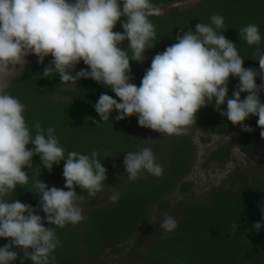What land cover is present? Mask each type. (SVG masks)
I'll return each mask as SVG.
<instances>
[{
    "label": "clouds",
    "instance_id": "9594fccd",
    "mask_svg": "<svg viewBox=\"0 0 264 264\" xmlns=\"http://www.w3.org/2000/svg\"><path fill=\"white\" fill-rule=\"evenodd\" d=\"M153 11L151 0H0V80L27 64L29 55L38 57L41 65L51 56L40 78L58 74L60 83L72 87L82 78L92 79L119 98L100 94L93 107L103 122L110 120L115 110L117 121L135 115L140 127L178 136L196 124L199 110L214 100L219 114L242 131H254L244 122L258 117L264 138V102L260 98L264 92V50L259 47V27L248 24L239 32L249 45H257L254 55L259 71L243 66L237 45L221 31L224 18L213 14L210 23L196 24L195 29L177 35L174 44L155 54L137 86L131 83L130 61L142 64L147 59L146 50L153 48L151 42L157 39L149 19ZM117 22H121L122 33L113 30ZM125 41L127 47L122 48ZM81 61L87 67L77 71ZM258 76L262 81L259 85ZM230 77L239 80L231 97ZM241 93H247L244 99ZM225 103L227 110L222 111ZM24 112L25 105L0 87V238L9 240L0 246V264H13L20 252V264L25 260L50 264V257L55 259L52 253L62 246L56 228L87 219L80 205L83 195H77L76 187L94 196L103 190L107 169L97 150L90 155L70 151L65 157L55 129H44L38 121L29 127ZM88 119L95 123L94 118ZM29 144L34 148L29 149ZM34 156L40 157L49 172L64 161V188L49 187L39 178L32 182L31 192L39 196L37 208L6 199L17 186L29 183L25 169L33 168ZM108 157L111 153L105 152L104 158ZM123 163L130 182L144 179V172L160 177L164 171L150 147L127 152ZM109 199L118 202L119 193ZM45 221L55 227H45ZM177 226L171 216L160 225L165 233ZM238 227L239 223H234L232 231ZM253 228L259 232L264 224L255 222Z\"/></svg>",
    "mask_w": 264,
    "mask_h": 264
},
{
    "label": "trees",
    "instance_id": "16d2710c",
    "mask_svg": "<svg viewBox=\"0 0 264 264\" xmlns=\"http://www.w3.org/2000/svg\"><path fill=\"white\" fill-rule=\"evenodd\" d=\"M176 1L179 0H151V3L157 6ZM213 14L224 18V29L221 31L237 45L244 59L243 66L259 71V62L254 55L257 45H249L239 32L248 24H256L262 37L259 47L264 50V0H198L185 9H172L166 15L153 13L149 17L155 26L157 39L151 42L153 48L145 52L146 63L130 61L134 77L131 83L139 86L155 54L174 44L177 35H183L190 28L195 29L196 24L210 23ZM113 30L122 33L121 22H117ZM127 43L125 41L121 47L126 48ZM37 61L25 64L23 73L4 88L5 93L25 105L24 116L29 127L38 121L44 129H55V135L65 149V157L70 151L90 155L92 150H97L102 165L107 169L108 179L103 190L111 195L119 193L116 203L97 207L81 205L87 219L75 226L69 223L63 228H56L62 246L52 253L55 259L50 257V264H95L105 246L125 239L150 219L154 204L160 210H167L168 205L162 199L188 173L194 156L193 141L185 133L170 136L164 145L166 156L157 162L164 170L163 175L156 177L144 172V179L130 182L123 162L127 152L141 150L145 134L137 117L133 115L117 121L115 116L118 113L114 110L110 120L103 122L93 105L101 93L119 100L109 88L83 78L77 82V87H72L71 84L60 83L58 74L40 78L43 68L50 62L44 60L41 65ZM86 67L81 61L77 71ZM238 83V78L230 77L229 97ZM256 83H262L259 76ZM50 94L64 96L68 100L54 101L49 98ZM246 95L241 93V99ZM260 98L264 102V92L260 93ZM214 102L199 110L197 123L191 125V129L201 127L206 132L216 133L232 124L226 116L219 114ZM221 110H227L226 103ZM89 117L94 118L95 123ZM257 120L258 117L252 116L244 122L254 131L241 130L238 146L243 152L252 150L261 140L264 142ZM27 147L34 148L32 144ZM155 147L160 148L159 145ZM105 152L111 153V157L104 158ZM215 156L224 163L230 153L227 148L221 147ZM32 163L31 170L25 169L29 183L24 188L17 186L6 199H18L37 208L39 196L31 192L34 191L32 182L39 178L49 187L64 188V161L54 165L51 172L42 166L39 156H34ZM183 188L188 190L190 186L186 184ZM75 191L85 200L89 197L87 190L76 187ZM262 211L264 165L253 175L251 184L239 183L234 188L214 191L207 202L183 203L181 212L173 217L178 225L174 231L165 233L160 227L162 221L147 226L143 243L132 249L128 259L121 264H264V228L259 232L253 228L255 222L264 224ZM37 214L45 216L43 212ZM234 223H239V227L233 232ZM49 226L55 227L45 221V227ZM7 243L9 240L0 238V246ZM116 249L123 250L122 247ZM13 250L19 251L15 247ZM22 256L20 252L13 264H20ZM24 264L32 262L25 260Z\"/></svg>",
    "mask_w": 264,
    "mask_h": 264
},
{
    "label": "rangeland",
    "instance_id": "374dc122",
    "mask_svg": "<svg viewBox=\"0 0 264 264\" xmlns=\"http://www.w3.org/2000/svg\"><path fill=\"white\" fill-rule=\"evenodd\" d=\"M198 0H179L176 2L154 6V14L166 15L172 9H185ZM28 62L37 61L38 57L29 55L26 57ZM48 62L52 60L51 56L45 58ZM147 59L144 61L146 63ZM25 64L17 66L12 75L0 80V87L6 88L14 79L19 77L24 70ZM49 98L54 101H66L67 97L57 94H50ZM144 138L141 150L150 147L155 155L156 161L162 160L166 156L165 144L170 138L167 134H161L149 128H144ZM188 134L194 147V156L188 173L177 183L174 190L163 197L167 203V210H160L154 204L151 208V217L144 224L140 225L130 236L125 239L108 244L98 256L95 264H121L128 259V254L137 245L143 243L146 227L158 221H163L165 217L176 216L181 212L183 203L207 202L212 192L234 188L239 183L251 184L253 175L261 168V160L264 159V142L261 140L256 146L243 152L238 146L241 128L239 126L228 124L221 132H206L201 127L191 129ZM160 146L156 148L155 146ZM221 147L229 150V159L221 163L215 156V152ZM231 176H234L232 178ZM188 184L190 188L185 190L184 185ZM110 192L102 190L94 196L89 195L80 202L83 206H104L111 201ZM143 236V238H142ZM138 243V244H137ZM122 247L123 250L116 249ZM138 247V246H137Z\"/></svg>",
    "mask_w": 264,
    "mask_h": 264
}]
</instances>
